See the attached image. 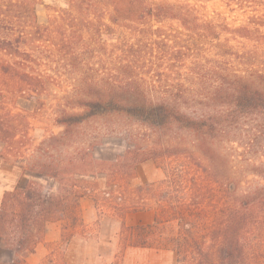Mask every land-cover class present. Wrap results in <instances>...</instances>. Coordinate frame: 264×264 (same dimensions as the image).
Returning <instances> with one entry per match:
<instances>
[{"label":"rangeland","instance_id":"obj_1","mask_svg":"<svg viewBox=\"0 0 264 264\" xmlns=\"http://www.w3.org/2000/svg\"><path fill=\"white\" fill-rule=\"evenodd\" d=\"M159 4L172 7L179 19L159 22L150 18L148 9ZM33 6L39 29L27 31H34L32 38L20 37L16 56L23 62L22 72L32 76L25 81L38 86V91L32 92L35 87L24 84L25 92L14 95L21 100L16 105L13 100L6 103L14 114L23 115L24 126L29 125L28 146L21 152L25 158L45 138L62 132L55 125L57 111L62 110L66 98L84 85L123 88L117 92L121 98L133 96L135 93L129 90L133 86L139 99L176 100L192 117L203 112L202 102L209 104L205 108L211 115L221 113L225 120V149L229 153L224 172L227 195L259 191L264 185L261 178L253 175L261 173L258 168L264 163L263 113L253 109L243 113L234 108V100L244 86L264 92V85L257 81L258 76L264 75V0H37ZM9 38L16 41L14 46L18 48V37ZM0 81L8 82L12 88L18 82ZM126 125L130 130L136 127L128 120ZM125 131L103 136L93 150L95 158L112 162L123 156L131 147ZM0 156L9 161L3 163L6 169L17 164L12 154L8 158L0 152ZM159 162L137 165L131 179L122 175L78 178V193L85 194L79 201V210L51 215L43 232L44 241L37 244L34 254L27 256L25 264H183L175 252L162 250L172 245L158 241V236L163 240L175 234L174 226L154 231V237L146 242L137 233L139 227L153 224L154 213L128 215L127 229L123 230L114 206L100 196L111 187L123 190L128 185L127 201L136 202L132 193L136 188L163 180ZM30 183L42 185L55 202L72 185L68 183L63 188L27 175L16 187L26 188ZM220 200L219 206H229L227 213L234 208L242 210L237 201L232 203L223 195ZM89 207L92 215L84 219L83 215L89 218ZM243 211L241 222L229 230L243 246L234 257H241L238 264H264V204L254 203ZM74 215L81 222L73 220ZM130 228L136 230L135 235ZM13 230L8 229L7 234L11 236ZM142 241L147 248H140ZM1 243L2 258L7 260L11 254L12 259L0 264H12L16 259L14 252L6 242ZM215 244L208 238L207 245L214 252ZM189 253L184 257H190Z\"/></svg>","mask_w":264,"mask_h":264},{"label":"trees","instance_id":"obj_2","mask_svg":"<svg viewBox=\"0 0 264 264\" xmlns=\"http://www.w3.org/2000/svg\"><path fill=\"white\" fill-rule=\"evenodd\" d=\"M34 3L37 4V0H0V80L18 81L13 88L8 86V82L0 81V88L8 87L7 90L19 94L25 92L24 84L33 85L27 82L32 76L22 72L23 62L16 55L20 37L32 38L34 31H27L39 29L35 24ZM147 13L159 22L179 19L172 7L166 8L162 4L148 9ZM11 35L18 37V48L14 46L16 41L10 40ZM6 57L12 60H6ZM258 78V83L264 85V75ZM32 87H35L32 92L38 91V86ZM129 90L135 94L121 98L117 92L123 88L109 84L84 85L74 96L66 98L61 105L62 110L57 111L55 125L63 129L62 132L45 138L28 158L21 152L28 146L29 125H23L22 114H14L7 108V101L0 94V141L9 148L7 157L11 154L16 156L23 172L36 176L43 183L63 188L72 183L59 202L44 192L42 185L35 183L28 184L26 188L18 185L4 194L0 204V240L14 252L16 259L12 264H25L27 256L35 253L37 244L44 241L43 232L51 222V215L56 212L73 214L79 210V201L85 194L78 193L79 187L75 184L78 178H116L122 175L131 179L137 165L160 160L163 180L136 188L132 192L136 202L127 201L128 185L123 190L111 187L100 194L104 201L114 206L122 229H127L128 215L152 211L153 224L139 227L137 234L147 242L154 237V231L174 226L175 234L163 240L158 236V241L172 245L162 250L175 252L179 263H239L241 257L235 258L234 255L239 254L243 246L236 234L229 230L241 222L244 209L254 203L264 204V185L258 188L259 191L227 195L224 172L229 164V153L225 149L222 114L211 115L206 112L209 104L202 102L203 112L192 117L176 100H142L138 98L135 87L131 86ZM234 101L236 110L246 113L253 109L263 113L260 116L264 119V92L256 87L244 86ZM114 120L119 121L113 123ZM126 120L134 122L136 130H130ZM120 130L125 131L131 147L115 161H98L93 153L96 143L103 136L117 134ZM0 159L7 161L1 156ZM258 171L261 173L253 172V175L264 182V163ZM222 195L233 200L232 203H240L242 210L234 208L227 213L229 206L217 203ZM68 207H72L71 211ZM73 220L81 222L79 216L74 215ZM8 229H14L11 236L7 234ZM130 229L132 231L133 228ZM132 232L135 235L136 230ZM216 232H221L220 236H216ZM205 235L208 237L202 242ZM208 238L217 243L215 252L207 245ZM144 241L140 248H147ZM69 243V240L65 242L66 248ZM188 253L190 257L185 258Z\"/></svg>","mask_w":264,"mask_h":264},{"label":"crops","instance_id":"obj_3","mask_svg":"<svg viewBox=\"0 0 264 264\" xmlns=\"http://www.w3.org/2000/svg\"><path fill=\"white\" fill-rule=\"evenodd\" d=\"M0 94H2L5 97L6 101H12L13 100L14 105H16V101L21 100L20 98L16 99L14 97L16 92H11V90H5L4 88H0ZM17 94H19V93H17ZM10 96H12V97L10 98ZM7 151H9L8 146L0 141L1 155H4L5 157H7ZM8 158H10V156H8ZM3 163L9 164V161L0 159V204H1L3 194H5L6 192H9V191H12L17 186V184H19V182L21 180L23 181L27 175H30L28 173H24L23 170L19 166H16L17 164H14L11 166V168L6 169V165L5 164L3 165ZM88 211L89 212L87 213V215L89 216V218H86V215H83L84 219H90V216L92 215V211H90V207H89ZM46 242H48V240H46ZM1 246H2V243L0 241V247ZM37 249H38V247H37ZM1 251L5 252L3 247H2ZM10 255L11 254H9V256ZM9 256H6L7 260H4L2 258L3 256L0 254V262L5 263L8 260L10 261V258L12 256H10V257Z\"/></svg>","mask_w":264,"mask_h":264}]
</instances>
